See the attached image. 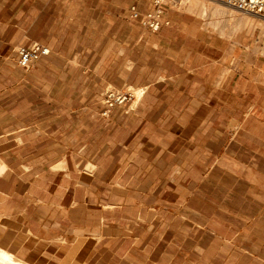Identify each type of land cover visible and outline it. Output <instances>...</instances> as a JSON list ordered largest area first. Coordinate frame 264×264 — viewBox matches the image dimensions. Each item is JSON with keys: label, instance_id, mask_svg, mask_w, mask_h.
Listing matches in <instances>:
<instances>
[{"label": "crops", "instance_id": "1", "mask_svg": "<svg viewBox=\"0 0 264 264\" xmlns=\"http://www.w3.org/2000/svg\"><path fill=\"white\" fill-rule=\"evenodd\" d=\"M200 1L178 0L181 7L158 0L88 2L90 23L100 33L113 30L130 39L120 42L129 55L116 50L112 74H101L102 87L107 82L147 87L133 109L114 108L109 115L118 118L120 138L112 148L120 156L115 158L136 167L130 179L147 181V198L160 199L130 217V245L124 254L114 252V264H264V42L256 49L243 30L235 44L237 23L225 1L212 0L220 7L210 10ZM157 5L162 8L157 31L131 16L133 7L144 13ZM117 39L116 34L110 39L113 45ZM42 45L49 53L34 62L41 68L47 65L39 60L51 54ZM236 54L240 61L235 63ZM255 54L257 61L251 60ZM235 101L247 103L239 115ZM109 116L102 111L93 115L103 121ZM1 127V153L32 141L37 146V122L30 129L14 123ZM104 128L100 123L95 130ZM36 158L0 157V248L19 259L27 237L40 235L33 216ZM117 204L111 207L114 212L121 210ZM51 205L52 210L70 208ZM105 219L99 220L104 226ZM115 228L121 230V222ZM108 237L122 243V233ZM105 238L98 234L90 244L99 252Z\"/></svg>", "mask_w": 264, "mask_h": 264}, {"label": "rangeland", "instance_id": "2", "mask_svg": "<svg viewBox=\"0 0 264 264\" xmlns=\"http://www.w3.org/2000/svg\"><path fill=\"white\" fill-rule=\"evenodd\" d=\"M45 1L0 0V131L5 123L30 129L37 122V146L32 141L25 148L0 152V157L10 161L37 155V213L33 216L37 217L40 237H27L18 256L29 264H114V252L118 249V254H124L130 245V217L137 208L160 199L147 198L145 179H130L135 166L124 159L121 163L116 160L120 152L112 147L120 138L115 127L118 118L109 116L103 121L93 115L103 110V94L109 86L131 85L144 92L147 87L129 82H107L102 87L105 79L101 74H112L109 68L116 50L119 55H129L122 44L130 39L127 33L113 30L100 33L103 30L90 23L89 0H74L72 5L68 0ZM158 1L176 7L183 4L178 0ZM200 5L206 10L220 7L212 0H201ZM225 10L237 23L235 44L240 43L244 30L257 49V44L264 42V17L230 6ZM115 34L119 42L113 45L110 39ZM37 42L51 48V54L39 60L47 66L33 63L29 70H18V48ZM235 57L234 62H239L240 55ZM251 60L257 61L258 55ZM12 68L18 72L10 71ZM115 79L119 80L117 76ZM139 100L115 108L131 110ZM246 105L235 101V113L239 115ZM100 123L105 128L95 130ZM30 133L31 137L36 135ZM84 144L88 146L84 148ZM89 161L101 163L86 165ZM177 184L171 183L176 189ZM54 202L70 208L52 210ZM116 203L121 207L118 212L111 210ZM102 215L106 226L99 222ZM119 222L121 230L115 228ZM103 233L104 245L97 252L90 241ZM115 233H122L121 244L108 237Z\"/></svg>", "mask_w": 264, "mask_h": 264}, {"label": "built area", "instance_id": "3", "mask_svg": "<svg viewBox=\"0 0 264 264\" xmlns=\"http://www.w3.org/2000/svg\"><path fill=\"white\" fill-rule=\"evenodd\" d=\"M228 6L233 9L244 11L247 13L258 14L264 17V0H225ZM162 8L157 5L154 9L147 12H140L136 8H132L131 16L140 18L144 27L151 31L159 30L161 26ZM49 53L48 47L34 43L31 46H20L17 50V63L20 67L28 68L40 57ZM138 89H141L140 95L144 93L142 88H136L131 85L123 87L109 86L103 94V110L102 115L108 117L111 111L121 105H129L138 101Z\"/></svg>", "mask_w": 264, "mask_h": 264}, {"label": "bare ground", "instance_id": "4", "mask_svg": "<svg viewBox=\"0 0 264 264\" xmlns=\"http://www.w3.org/2000/svg\"><path fill=\"white\" fill-rule=\"evenodd\" d=\"M137 93L138 95H140L141 91L138 90ZM29 263L26 262L25 260L17 258L13 253L0 248V264H29Z\"/></svg>", "mask_w": 264, "mask_h": 264}]
</instances>
